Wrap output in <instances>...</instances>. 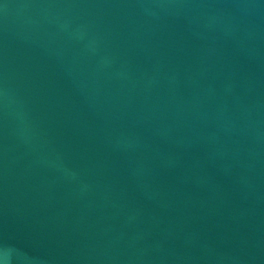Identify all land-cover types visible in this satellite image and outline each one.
<instances>
[{
    "label": "water",
    "instance_id": "1",
    "mask_svg": "<svg viewBox=\"0 0 264 264\" xmlns=\"http://www.w3.org/2000/svg\"><path fill=\"white\" fill-rule=\"evenodd\" d=\"M0 264H264V0H0Z\"/></svg>",
    "mask_w": 264,
    "mask_h": 264
}]
</instances>
